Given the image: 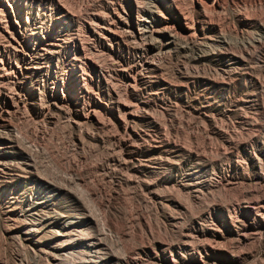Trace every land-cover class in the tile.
Segmentation results:
<instances>
[{"label": "rangeland", "instance_id": "obj_1", "mask_svg": "<svg viewBox=\"0 0 264 264\" xmlns=\"http://www.w3.org/2000/svg\"><path fill=\"white\" fill-rule=\"evenodd\" d=\"M86 1L0 0V41H2V44L0 42V59L2 58L0 60V91L8 92L7 95H13L16 91L17 94L30 92L33 94L32 101L34 103L27 108L28 113L23 112V109L18 110L12 117L14 120H10L14 122H10L11 127L14 126L8 132L5 130L4 133L6 135L12 130V134L16 136L18 147L20 144L30 142L32 145L26 143L27 145H20L19 148L24 153L28 151L25 154L31 157L33 155V161L37 160L34 161L35 166L31 174L17 169L12 173L8 187L5 190L0 189V264H40L41 261H43L41 264H45L44 258L32 253L27 247H23V250L22 247L14 243L16 229L6 230V227L11 224H19L24 215H26L24 219L28 220L27 214L31 210L37 214L36 218H39L40 225H44L42 227L39 225L40 233L34 238L38 239L40 245H48L52 240L54 241L57 232L72 222L77 225L79 230L82 229L79 231L81 236L84 235L83 238L80 236L82 239L92 238L96 244L97 255L92 254L94 257H89L90 260L86 257L88 261L94 260L96 264H125V262L126 264H264V38H262L264 36V0H200V4L192 3V0H184V2L183 0H174L176 3L173 0H156L158 15L155 17H152L148 12V0ZM96 1L97 3H95ZM146 1L148 2L146 3ZM202 1L209 7L202 5ZM139 2L141 3L139 4ZM142 3L145 4L144 7ZM88 5L89 7H87ZM176 5L178 7L181 5V9L186 10L183 12L180 8H176ZM205 9L207 10L205 11ZM91 12L96 13L93 15ZM159 13L162 15L160 16ZM102 14L108 18L103 17ZM186 15L189 16L185 17ZM170 16L178 18L182 24L187 22L184 25L191 30L194 29V24L199 25V30L195 31L197 36L193 34L186 39L187 41L184 40L178 44L175 43L176 41H164L161 49L156 50L158 41L143 38V29L148 25L157 26L160 21L162 22ZM119 18L122 19L119 20ZM125 18L128 20H124ZM111 20L115 24L111 23ZM90 25L93 28L98 26V29L104 31L103 44H99L96 37L88 30L91 28ZM101 25L102 27H100ZM131 27H138L137 30L132 29L133 34H131ZM126 29L129 30V33ZM40 31L42 32V41L49 40L47 34L50 33L54 36L53 39L60 40L63 48L67 46L65 54L54 55L52 59L42 55L41 60H36L39 54V43L35 40V36ZM114 31L119 32L115 33ZM65 32L66 34H64ZM76 33L80 35V38H78V34L76 36ZM3 36H6L5 40H3ZM132 36H135V39ZM82 41L85 43H81ZM252 42L253 44H251ZM125 43L127 44L125 45ZM181 43L183 44L181 45ZM253 50H256L255 53ZM96 52L101 55L99 60L97 54L96 57L94 55ZM102 55L105 58H111L105 59ZM242 56H245L244 60ZM140 59L142 62L139 61ZM149 59H152V64ZM112 61L115 62V65L111 63ZM135 61H138L143 69H140L136 81L132 83L130 81L135 76L133 69ZM105 62H107L106 65ZM34 66L41 67V71L36 72ZM112 67L114 68L112 69ZM81 73L84 74L83 77H81ZM60 81L64 84L65 99L75 106L80 114L87 108H94L95 114L99 112L98 115H95L91 121L83 123L82 127L81 125L76 127L68 115H64L56 109L48 113L44 122L39 115L36 116L35 114H38L36 113L37 105L45 108L49 100L45 88L51 90L54 83L61 84ZM108 81L109 83H107ZM84 84L87 85L84 86L87 88L83 87ZM106 84L108 85L106 86ZM12 86L13 88H11ZM107 93L111 95L108 96ZM121 93L122 95H119ZM122 96L124 98H121ZM118 98H121V102ZM42 103L43 105H41ZM128 104L131 105L128 106ZM137 107H140L139 110ZM125 108L131 111V115L124 114L123 109ZM258 110L261 111L258 112ZM25 113H27L26 117ZM22 114L23 116L20 117ZM28 115H31L30 120ZM98 118H100L99 121ZM56 121L60 123L57 122L56 125ZM103 121L106 122L103 123ZM124 122L127 123L126 129L121 126ZM15 123L22 124L19 127H23L25 130L18 129ZM68 124L70 125L67 128ZM35 125L37 127L46 126L38 140L31 136L34 131L32 128H36ZM115 127L117 128L114 129ZM55 135H58L57 137L63 141L58 140ZM47 136L50 137L49 141L44 140L46 138L48 140ZM81 138L82 143L79 141ZM44 141L49 145H46ZM34 144L36 145L34 146ZM37 144L45 145L39 147ZM109 144L112 146L109 147ZM28 146L30 151L26 149ZM31 146H34V150L36 149L35 155ZM71 148L73 150H70ZM82 154L84 155L81 156ZM74 156L76 159L78 158L77 161ZM15 162H21V160ZM80 165L82 166L80 167ZM18 167L23 166L19 164ZM89 167L90 169H88ZM115 167L116 169H114ZM128 177L130 181L126 180ZM137 177L139 180H136ZM69 178L70 181H68ZM143 178L148 183L143 181ZM38 179L40 180L38 181ZM49 179L51 180L49 181ZM47 180L48 184L51 183L49 188L54 190V193L49 194L51 204L48 208L50 209L37 207L35 204L38 203L39 198H42V195L35 194V192L36 190L41 192L45 182H48ZM73 185L77 187L75 189L72 187V191L70 187ZM66 186L69 187L66 188ZM77 188L78 190H76ZM98 188L99 191H97ZM58 189H62L59 195L56 191ZM67 189L70 191L67 192ZM85 197L87 201H85ZM77 198L80 201L76 200ZM81 198L84 199V202L81 201ZM85 202H88L86 204L89 207ZM121 211L125 215L121 214ZM5 214L11 216L12 214H22V217L21 220L12 222L14 219L5 218ZM100 214H103L102 217L105 220ZM93 215L98 217L96 220L100 219V221L96 222ZM119 215L121 216L119 217ZM124 217L126 219H123ZM86 231L88 236L85 237ZM92 232L96 234H90Z\"/></svg>", "mask_w": 264, "mask_h": 264}, {"label": "bare ground", "instance_id": "obj_2", "mask_svg": "<svg viewBox=\"0 0 264 264\" xmlns=\"http://www.w3.org/2000/svg\"><path fill=\"white\" fill-rule=\"evenodd\" d=\"M86 1V0H85ZM99 1V0H98ZM107 1V0H106ZM109 2H110V0H108ZM136 1V0H135ZM144 1V0H143ZM149 1V5H148V12H149V14L152 16V17H155V16H157L158 15V10H157V5H156V0H148ZM148 1H146V3L148 2ZM174 1V0H173ZM186 1V0H185ZM187 1H189V0H187ZM193 2L192 3H195V4H200V0H192ZM20 2V1H19ZM46 2V1H45ZM60 2H62V1H60ZM87 2V1H86ZM119 2V1H118ZM175 2V1H174ZM183 2H184V0H183ZM204 1H202V5H205V3H203ZM50 3V2H49ZM58 3H59V1H58ZM93 3V2H92ZM91 3V4H92ZM95 3H97V1L95 2ZM112 3V2H111ZM141 2H139V4H140ZM176 3V2H175ZM179 3V2H178ZM8 4V3H7ZM51 4V3H50ZM60 4V3H59ZM58 4V5H59ZM63 4L65 5V1L63 2ZM88 4V3H87ZM87 4H85V5H87ZM90 4V5H91ZM94 4V3H93ZM100 4V3H99ZM98 4V5H99ZM143 4V3H142ZM141 4V5H142ZM180 4V3H179ZM190 4V3H189ZM10 5V4H9ZM8 5V6H9ZM62 5V4H61ZM63 5V6H64ZM95 5V4H94ZM112 5V4H111ZM120 5V4H119ZM137 5V4H136ZM140 5V6H141ZM144 5L145 4H143V7H144ZM186 5H187V2H186ZM212 5V4H211ZM210 5V6H211ZM62 6V7H63ZM97 6V5H96ZM206 7H207V5H205ZM213 6V5H212ZM10 7V6H9ZM67 7V6H66ZM87 7H89V5L87 6ZM86 7V8H87ZM107 7V6H106ZM110 7H112V6H110ZM123 7V6H122ZM138 7V6H137ZM178 6L176 5V8H177ZM182 7H183V4H182ZM205 7V8H206ZM209 7V6H208ZM207 7V8H208ZM96 8V7H95ZM99 8H101V7H99ZM98 8V9H99ZM140 8V7H139ZM178 8H180L181 9V5H180V7H178ZM186 8V7H185ZM192 8H194V7H192ZM191 8V9H192ZM49 9V8H48ZM94 9V8H93ZM115 9V8H114ZM141 9V8H140ZM147 9V8H146ZM203 9H204V7H203ZM72 10V9H71ZM89 10V9H88ZM117 10V9H116ZM136 10L137 11H139L137 8H136ZM182 10V9H181ZM184 10H186V9H184ZM184 10H182L183 12H184ZM207 9H205V11H206ZM69 11V10H68ZM87 11V10H86ZM94 11V10H93ZM100 11H103V10H100ZM143 11V10H142ZM145 11V10H144ZM147 11V10H146ZM160 11V10H159ZM188 11V10H187ZM1 12V11H0ZM10 12V11H9ZM12 12V11H11ZM55 12V11H54ZM75 12V11H74ZM78 12V11H77ZM97 12V11H96ZM96 12H91L92 14L93 13H96ZM99 12V11H98ZM124 12V11H123ZM136 12V11H135ZM161 12V11H160ZM195 12V11H194ZM197 12V11H196ZM38 13V12H37ZM89 13V12H88ZM87 13V14H88ZM125 13V12H124ZM182 13V12H181ZM180 13V14H181ZM205 13V12H204ZM44 14V13H43ZM74 14V13H73ZM73 14H72V16H73ZM97 14H99V13H97ZM100 14H101V12H100ZM113 14H114V12H113ZM139 14V13H138ZM186 14V13H185ZM188 14V13H187ZM195 14V13H194ZM13 15V14H12ZM37 15V14H36ZM65 15V14H64ZM75 15V14H74ZM79 15V14H78ZM94 15V14H93ZM105 15V14H104ZM118 15V14H117ZM120 15V14H119ZM140 15V14H139ZM159 15H160V13H159ZM161 15H162V13H161ZM160 15V16H161ZM182 15V14H181ZM206 15V14H205ZM6 16V15H5ZM49 16V15H48ZM76 16V15H75ZM87 16V15H86ZM89 16V15H88ZM101 16V15H100ZM102 16H103V14H102ZM106 16V15H105ZM105 16H103V17H105ZM124 16V15H123ZM123 16H122V18H123ZM129 16V15H128ZM187 16H189V15H186L185 17H187ZM191 16V15H190ZM193 16H195V15H193ZM107 18H108V16H106ZM163 17H165V15H163ZM206 17V16H205ZM14 18V17H13ZM27 18V17H26ZM25 18V19H26ZM80 18V17H79ZM122 18H119V20L120 19H122ZM143 18V17H142ZM145 18V17H144ZM143 18V19H144ZM162 18V17H161ZM194 18V17H193ZM207 18V17H206ZM50 19V18H49ZM77 19V18H76ZM127 18H125L124 20H126ZM136 19V18H135ZM143 19H141V20H143ZM190 19H191V17H190ZM17 20V19H16ZM51 20V19H50ZM80 20H82V19H80ZM109 20V19H108ZM128 20V19H127ZM192 20V19H191ZM77 21H78V19H77ZM83 21V20H82ZM93 21V20H92ZM110 21V20H109ZM112 21V20H111ZM122 21V20H121ZM146 21V20H145ZM150 21V20H149ZM148 21V22H149ZM190 21V20H189ZM7 22V21H6ZM36 22V21H35ZM42 22V21H41ZM86 22V21H85ZM93 22H95V21H93ZM104 22V21H103ZM108 22V21H107ZM115 22V21H114ZM198 22V21H197ZM202 22V21H201ZM205 22V21H204ZM203 22V23H204ZM14 23H15V21H14ZM34 23V22H33ZM89 23V22H88ZM109 23V22H108ZM111 23H113V21L111 22ZM185 23H187V22H185ZM184 23V24H185ZM202 23V24H203ZM45 24V23H44ZM89 24H91V23H89ZM96 24V23H95ZM113 24H115V23H113ZM139 24V23H138ZM184 24H182L180 21H179V19L178 18H176V17H168V19H166V20H164V21H160L159 22V25H157V26H155V25H148V26H146L145 27V25H144V29H143V32H144V36H143V38H147V39H149L150 41L151 40H157L158 41V47L156 48L155 46H154V48H156V50L158 49V50H160L161 49V47L163 46V42L164 41H176L175 43L176 44H178L179 42H183L184 40H186L187 38H190L191 36H193V34L194 35H196L195 34V31H197V30H199L198 28H199V25H197V24H194V29H190V28H188L186 25H184ZM190 24V23H189ZM93 25H94V23H93ZM97 25V24H96ZM99 25V24H98ZM44 26V25H43ZM83 26V25H82ZM120 26V25H119ZM189 26V25H188ZM191 26V25H190ZM193 26V25H192ZM37 27V26H36ZM90 27L91 28H88V30L91 32V34L93 35V36H95L96 37V39H97V42L99 43V44H103L104 42V37L103 36H105V34H104V31L102 30V29H98V26H97V28H93L91 25H90ZM100 27H102V25L100 26ZM114 27V26H113ZM118 27V26H117ZM5 28V27H4ZM34 28V27H33ZM78 28H80V27H78ZM82 28V27H81ZM138 28V27H137ZM137 28H135V27H131V34H133V31H132V29L134 30H137ZM203 28V27H202ZM2 29V28H1ZM104 29H105V26H104ZM109 29V28H108ZM108 29H107V31H108ZM111 29V28H110ZM3 30V29H2ZM78 30V29H77ZM76 30V31H77ZM81 30V29H80ZM85 30V29H84ZM141 30V29H140ZM203 30V29H202ZM5 31V30H4ZM47 31V30H46ZM110 31V30H109ZM112 31V30H111ZM120 31H122V30H120ZM126 31H127V29H126ZM126 31H124V32H126ZM129 31V30H128ZM127 31V33H129ZM139 31V30H138ZM142 31V30H141ZM80 32V31H79ZM84 32V31H83ZM115 33L117 32H119V31H114ZM264 32V31H263ZM9 33V32H8ZM85 33V32H84ZM140 33V32H139ZM4 34V33H3ZM2 34V35H3ZM64 34H66V32L64 33ZM69 34V33H68ZM77 34L78 33H76V36H77ZM83 34V33H82ZM82 34H81V36H82ZM124 35H125V33H123ZM135 34V33H134ZM11 35V34H10ZM9 35V36H10ZM41 35H42V32L40 31V32H38L37 34H36V36H35V40L39 43V45H38V51H39V54L37 55V58H36V60H41L42 59V55H44L45 57H47L48 59H52L53 58V56L54 55H61V54H65V51L67 50V46H65V48H63V46L61 45V43H60V40L58 39V40H55V39H53V37L54 36H52L50 33H48L47 34V36L49 37V40H46V41H42L41 40ZM136 35V34H135ZM264 35V34H263ZM1 36V35H0ZM12 36V35H11ZM60 36V35H59ZM75 36V35H74ZM78 38H80V35L78 34ZM84 36H85V34H84ZM87 36V35H86ZM121 36H123V35H121ZM130 36V35H129ZM197 36V35H196ZM4 37H6V36H3V40H5L4 39ZM44 37V36H43ZM133 37V36H132ZM135 37V36H134ZM133 37V38H134ZM139 37V36H138ZM141 37H142V35H141ZM195 37V36H194ZM206 37V36H205ZM1 38V37H0ZM77 38V39H78ZM90 38V37H89ZM121 38V37H120ZM125 38V37H124ZM128 38V37H127ZM224 38V37H223ZM226 38V37H225ZM230 38V37H229ZM235 38V37H234ZM262 38H264V36L262 37ZM45 39V38H44ZM69 39V38H68ZM88 39V38H87ZM86 39V40H87ZM123 39V38H122ZM121 39V40H122ZM135 39V38H134ZM192 39V38H191ZM239 39V38H238ZM240 39H242L241 37H240ZM256 39H258V38H256ZM256 39H254L255 40V42H256ZM14 40H15V38H14ZM70 40V39H69ZM83 40V39H82ZM106 40V39H105ZM144 40V39H143ZM225 40V39H224ZM10 41V40H9ZM80 41H81V39H80ZM92 41V40H91ZM178 41V42H177ZM187 41V40H186ZM244 41V40H243ZM1 42V44H2V41H0ZM4 42V41H3ZM14 42V41H13ZM19 42V41H18ZM34 42V41H33ZM66 42V41H65ZM128 42V41H127ZM130 42V41H129ZM137 42V41H136ZM141 42V41H140ZM251 42V41H250ZM259 42H260V38H259ZM6 43V42H5ZM73 43V42H72ZM81 43H85L84 41H82ZM86 43H87V41H86ZM90 43H92V42H90ZM96 43V42H95ZM107 43V42H106ZM111 43V42H110ZM138 43H139V41H138ZM152 43V42H151ZM150 43V44H151ZM228 44H229V42H227ZM231 43V42H230ZM239 43V42H238ZM249 43V42H248ZM9 44V43H8ZM89 44V43H88ZM107 44H109V43H107ZM118 44V43H117ZM127 43H125V45H126ZM129 44V43H128ZM132 44V43H131ZM142 44H143V42H142ZM147 44V43H146ZM153 44V43H152ZM183 43H181V45H182ZM185 44V43H184ZM188 44V43H187ZM203 44V43H202ZM232 44V43H231ZM251 44H253V42L251 43ZM256 44V43H255ZM262 44V43H261ZM264 44V43H263ZM5 45V44H4ZM3 45V46H4ZM18 45V44H17ZM138 44H136V46H137ZM141 45V44H140ZM145 45V44H144ZM180 45V44H179ZM239 45V44H238ZM237 45V46H238ZM8 46V45H7ZM6 46V47H7ZM19 46V45H18ZM84 46V45H83ZM82 46V47H83ZM229 46V45H228ZM242 47H243V45H241ZM252 46V45H251ZM259 46H260V44H259ZM11 47V46H10ZM99 47V46H98ZM138 47V46H137ZM139 47H141V46H139ZM225 47V46H224ZM230 47V46H229ZM246 47V46H245ZM244 47V48H245ZM254 47V46H253ZM12 48V47H11ZM15 48V47H14ZM80 48H81V46H80ZM91 48V47H90ZM135 48V47H134ZM175 48V47H174ZM173 48V49H174ZM179 48V47H178ZM182 48V47H181ZM220 48H222V47H220ZM247 48V47H246ZM249 48H251V47H249ZM261 48V47H260ZM259 48V49H260ZM9 49V48H8ZM87 49H89V48H87ZM93 49H95V48H93ZM140 49V48H139ZM138 49V50H139ZM227 49V48H226ZM230 49H232V48H230ZM235 49V48H234ZM6 50V49H5ZM15 50V49H14ZM13 50V51H14ZM22 50V49H21ZM85 50V49H84ZM175 50V49H174ZM220 50H223V49H220ZM248 50V49H247ZM257 50H258V48H257ZM87 51V50H86ZM95 51H96V49H95ZM98 51H100V50H98ZM97 51V52H98ZM103 51V50H102ZM145 51H146V49H145ZM163 51H165V50H163ZM169 51H171V50H169ZM168 51V52H169ZM214 51V50H213ZM212 51V52H213ZM217 51V50H216ZM216 51H214V52H216ZM227 51H229V50H227ZM254 51V52H253ZM252 52L253 53H255V51L256 50H253ZM74 52V51H73ZM85 52V51H84ZM97 52L94 54L95 55V57H96V54H97ZM105 52V51H104ZM166 52H167V50H166ZM238 52V51H237ZM236 52V53H237ZM250 52V51H249ZM251 52V53H252ZM11 53V52H10ZM86 53V52H85ZM101 53V52H100ZM113 53V52H112ZM138 53V52H137ZM155 53V52H154ZM240 53V52H239ZM242 53V52H241ZM258 53H259V51H258ZM74 54V53H73ZM104 54V53H103ZM108 54V53H107ZM139 54V53H138ZM159 54V52L157 53V55ZM166 54V53H165ZM168 55H169V53H167ZM211 54V53H210ZM215 54V53H214ZM227 54V53H226ZM8 55V54H7ZM18 55V54H17ZM84 55V54H83ZM91 55H92V53H91ZM106 55V54H105ZM111 55V54H110ZM144 55V54H143ZM154 55V54H153ZM156 55V54H155ZM162 55H163V53H162ZM162 55H161V57H162ZM245 55V54H244ZM251 56H253L252 54H250ZM256 55V54H255ZM85 56H86V54H85ZM84 56V57H85ZM97 56L99 57L98 58V60L100 59V56L101 55H98L97 54ZM103 56V55H102ZM109 56V55H108ZM159 56V55H158ZM239 56V55H238ZM237 56V57H238ZM12 57H13V55H12ZM33 57V56H32ZM74 57V56H73ZM95 57H94V59H95ZM104 57V56H103ZM154 57V56H153ZM243 57V56H242ZM245 57V56H244ZM244 57H243V60H244ZM30 58V57H29ZM105 58V57H104ZM106 58H111V57H106ZM105 58V59H106ZM123 58V57H122ZM156 58H157V56H156ZM163 58H165V56H163ZM254 58V57H253ZM2 59V58H1ZM0 59V60H1ZM16 59V58H15ZM57 59V58H56ZM78 59V58H77ZM89 59H90V57H89ZM92 57H91V61H92ZM104 59V60H105ZM133 59V58H132ZM161 59V58H160ZM250 59V58H249ZM12 60V59H11ZM101 60H102V58H101ZM108 60V62H110L109 61V59H107ZM113 60V59H112ZM131 60V59H130ZM134 60V59H133ZM145 60V59H144ZM150 60V59H149ZM152 60V59H151ZM151 60H150V62H151ZM154 60V59H153ZM163 60H165V59H163ZM245 60H246V58H245ZM253 60V59H252ZM251 60V61H252ZM139 61H141V59L139 60ZM155 61H156V59H155ZM158 61H159V59H158ZM162 61V60H161ZM67 62V61H66ZM103 62V61H102ZM142 62V61H141ZM146 62V61H145ZM153 62V61H152ZM152 62H151V64H152ZM160 62V61H159ZM245 62V61H244ZM247 62H248V60H247ZM10 63V62H9ZM18 63V62H17ZM41 63V62H40ZM95 63L97 64V62H96V60H95ZM106 63L107 62H105L104 64L106 65ZM111 63H113V61L111 62ZM115 63V62H114ZM113 63V64H114ZM135 63V64H134ZM133 64V69H134V71H135V76L132 78L133 80L132 81H130V82H132V83H134L135 81H136V78H137V75H138V72L140 71V69L142 68L141 67V65H139L138 64V61H135ZM157 63V62H156ZM25 64V63H24ZM86 64V63H85ZM101 64H103V63H101ZM120 64H121V62H120ZM131 64V63H130ZM142 64V63H141ZM143 64H144V62H143ZM155 64V63H154ZM5 65V64H4ZM16 65V64H15ZM18 65V64H17ZM98 65L100 66V64L98 63ZM115 65V64H114ZM113 65V66H114ZM160 65V64H159ZM63 66V65H62ZM97 66V65H96ZM20 67V66H19ZM35 67V66H34ZM33 67V68H34ZM43 67V66H42ZM49 67V66H48ZM78 67H80L79 65H78ZM110 67V66H109ZM127 67H128V65H127ZM5 68V67H4ZM11 68V67H10ZM31 68V67H30ZM84 68V67H83ZM101 68V67H100ZM114 67H112V69H113ZM119 68V67H118ZM125 68V67H124ZM3 69V68H2ZM35 70H36V72H39V71H41V67H35L34 68ZM123 69V68H122ZM127 69V68H126ZM129 69V68H128ZM143 69V68H142ZM149 69V68H148ZM152 69H153V67H152ZM60 70V69H59ZM108 70V69H107ZM110 70V69H109ZM119 70V69H118ZM156 70V69H155ZM3 71H4V69H3ZM55 71V70H54ZM99 71H101V70H99ZM225 71V70H224ZM229 71V70H228ZM9 72V71H8ZM7 72V73H8ZM63 72V71H62ZM82 72H84V71H82ZM116 72V71H115ZM126 72V71H125ZM146 72V71H145ZM236 72V71H235ZM6 73V72H5ZM48 73V72H47ZM46 73V74H47ZM10 74H12V73H10ZM21 74V73H20ZM33 74V73H32ZM82 74V73H81ZM80 74V75H81ZM13 75V74H12ZM67 75V74H66ZM89 75V74H88ZM140 75V74H139ZM6 76V75H5ZM22 76V75H21ZM84 76V74H82V76L81 77H83ZM109 76V75H108ZM126 76V75H125ZM133 76V75H132ZM147 76H148V74H147ZM13 77V76H12ZM15 77H16V75H15ZM29 77V76H28ZM3 78V77H2ZM22 78V77H21ZM104 78V77H103ZM7 79V78H6ZM61 79V78H60ZM84 79V78H83ZM98 79V78H97ZM106 79V78H105ZM104 79V80H105ZM31 80V79H30ZM89 80H90V78H89ZM92 80V79H91ZM107 80V79H106ZM8 81V80H7ZM10 81V80H9ZM20 81V80H19ZM1 82V81H0ZM47 82V81H46ZM82 82V81H81ZM9 83V82H8ZM8 83H6V84H8ZM10 83H11V81H10ZM14 83V82H13ZM16 83V82H15ZM60 83H61V81H60ZM85 83V82H84ZM106 83V82H105ZM107 83H109V81L107 82ZM5 84V85H6ZM83 84V83H82ZM93 84V83H92ZM111 84V83H110ZM3 85V84H2ZM9 85V84H8ZM12 85V84H11ZM34 85V84H33ZM108 84H106V86H107ZM124 85V84H123ZM14 86V85H13ZM13 86L11 87V88H13ZM47 86V85H46ZM84 86H87V85H83V87ZM130 86V85H129ZM136 86H137V84H136ZM1 87V86H0ZM3 87H5V86H3ZM10 87V86H9ZM37 87H39V86H37ZM88 87H90V86H88ZM121 87H123V86H121ZM6 88H8V86L6 85ZM10 88V89H11ZM84 88H87V87H84ZM96 88H97V86H96ZM108 88V87H107ZM137 88V87H136ZM16 89V88H15ZM38 89V88H37ZM89 89V88H88ZM113 89V88H112ZM133 89V88H132ZM14 90V89H13ZM23 90V89H22ZM118 90V89H117ZM123 90V89H122ZM125 90H126V86H125ZM12 91V90H11ZM11 91H9V93H11ZM86 91V90H85ZM98 91V90H97ZM106 91H107V89H106ZM115 91V90H114ZM134 91V90H133ZM5 92V91H4ZM12 92H14V91H12ZM45 92L47 93L46 95H47V98L49 99L48 100V103H47V106L45 107V108H43V107H41L40 105H37L38 106V108L36 107V113H38V114H35L36 116L37 115H39L40 117H41V120L44 122V120L47 118V116H48V113L49 112H51V110H53V109H56V110H58V111H60V112H62V113H64V115H68V117L71 119V121H72V123L74 124V125H76V127H78V126H80L81 125V127H82V124L83 123H87V122H89V121H91L92 119H94V117H95V115H98V113L97 114H95V109L94 108H87L86 110H84V112H82V114H80L79 112H78V110H77V108L75 107V106H72L66 99H65V89H64V84L63 83H61V84H58V82H55L54 83V86H53V88L51 89V90H47V88H45ZM91 92V91H90ZM94 92V91H93ZM108 92V91H107ZM122 92V91H121ZM8 93V92H7ZM7 93H3V92H1L0 91V189L1 190H5L7 187H8V184L10 183V177H11V175H12V173L13 172H15L17 169H20L21 171H24L25 173H27V174H31V172H32V170L34 169V166H35V164H34V161H37V160H34L33 161V159H32V157H33V155H32V157L30 156V155H28V154H25V153H28V151L27 152H22L21 151V149L19 148L20 147V145H22V144H20L19 145V147L17 146V140H16V136H14L13 134H12V130H11V133H6V135H5V133H4V131L5 130H7L6 132H8L12 127H11V125H10V122H12V121H10L11 119H12V117H13V115L14 114H16V112H18V110H20V109H23V112H27L28 113V107L30 106L31 107V105H32V103H33V101H32V99H33V94L32 93H30V92H26V93H23V92H21V93H18L17 94V91L16 92H14L15 94H13V95H7ZM92 93V92H91ZM108 93H110V92H108ZM108 93H107V95H108ZM116 93H119V92H116ZM131 93V92H130ZM45 94V93H44ZM95 94V93H94ZM96 94H97V92H96ZM39 95V94H38ZM98 95V94H97ZM111 95V94H110ZM110 95H108V96H110ZM116 95V94H115ZM119 95H122V93L121 94H119ZM118 96V95H117ZM42 97V96H41ZM120 97V96H119ZM128 97V96H127ZM69 98H70V96H69ZM99 97H97V99H98ZM108 98V97H107ZM121 98H124L123 96L121 97ZM120 98V99H121ZM43 99V98H42ZM84 99V98H83ZM119 99V98H118ZM120 99H119V101H120ZM134 99V98H133ZM99 100V99H98ZM111 100V99H110ZM125 100V99H124ZM131 100V99H130ZM250 100V99H249ZM88 101V100H87ZM117 101V100H116ZM37 102V101H36ZM41 102V101H40ZM101 102V101H100ZM112 102V101H111ZM118 102V101H117ZM121 102V101H120ZM248 102V101H247ZM44 103H45V101H44ZM109 103V102H108ZM122 103H123V101H122ZM124 103H125V101H124ZM34 104V103H33ZM119 104V103H118ZM125 104H127V103H125ZM245 104V103H244ZM254 104V103H253ZM41 105H43V103L41 104ZM46 105V104H45ZM74 105V104H73ZM89 105V104H88ZM108 105V104H107ZM106 105V106H107ZM129 105H131V104H128V106ZM135 105H137V104H135ZM252 105V104H251ZM125 106V105H124ZM127 106V107H128ZM254 106V105H253ZM82 107V106H81ZM117 107V106H116ZM142 107V106H141ZM242 107V106H241ZM244 107V106H243ZM83 108V107H82ZM81 108V109H82ZM129 108V107H128ZM133 108V107H132ZM138 108V107H137ZM140 108V107H139ZM139 108H138V110H139ZM254 108V107H253ZM118 109V108H117ZM145 109V108H144ZM240 109H242V108H240ZM119 110V109H118ZM117 110V111H118ZM134 110V109H133ZM132 110V111H133ZM141 110V109H140ZM123 111H124V114L126 115V116H128V115H131V111H129V109H127V108H125V109H123ZM243 111V110H242ZM248 111H250V110H248ZM259 111H261V110H258V112ZM22 112V113H23ZM121 112V111H120ZM137 112V111H136ZM141 112V111H140ZM139 112V113H140ZM145 113H146V111H144ZM251 112H253V111H251ZM255 112V111H254ZM253 112V113H254ZM263 112V111H262ZM21 113V112H20ZM27 113H25L24 115H25V117H26V114ZM52 115L54 114V113H51ZM55 114H57V113H55ZM118 114H120V113H118ZM137 114V113H136ZM147 114H148V112H147ZM245 114V113H244ZM255 114H258V113H255ZM106 115V114H105ZM121 115V114H120ZM134 115V114H133ZM139 115V114H138ZM142 115H144V114H142ZM247 115H248V112H247ZM263 115V114H262ZM23 116V114L20 116V117H22ZM29 116V115H28ZM27 116V117H28ZM31 116V115H30ZM30 116H29V120H30ZM55 116V115H54ZM60 116V115H59ZM136 116V115H135ZM141 116V115H140ZM18 117V116H17ZM61 117V116H60ZM98 117V116H97ZM105 117V116H104ZM120 117V116H119ZM121 117H123V116H121ZM125 117V116H124ZM142 117V116H141ZM241 117H242V113H241ZM258 117L260 118V116L258 115ZM56 118H58V117H56ZM55 118V119H56ZM65 118V117H64ZM244 118V117H243ZM255 118V117H254ZM258 118V119H259ZM263 118V117H262ZM261 118V119H262ZM24 119V118H23ZM27 119V118H26ZM119 119H121V118H119ZM124 119V118H123ZM122 119V120H123ZM132 119V118H131ZM238 119V118H237ZM251 119V118H250ZM256 119V118H255ZM254 119V120H255ZM12 120H14V119H12ZM40 120V121H41ZM58 120H59V118H58ZM62 120V119H61ZM100 120V118H98V121ZM108 120H109V118H108ZM127 120H129V119H127ZM21 121V120H20ZM23 121V120H22ZM27 122H30V121H28V120H26ZM39 121V120H38ZM48 121V120H47ZM55 121V120H54ZM60 121V120H59ZM59 121H56L55 123H56V125H57V122H59ZM68 121V120H67ZM102 121V120H101ZM132 121V120H131ZM134 121V120H133ZM236 121H238V120H236ZM244 121V120H243ZM250 121V120H249ZM16 122H18L17 121V119H16ZM23 122H25V121H23ZM33 122V121H32ZM42 122V124H44ZM49 122V121H48ZM47 122V123H48ZM104 122H106V121H103V123ZM149 122V121H148ZM151 122V121H150ZM153 122H155V121H153ZM241 122V121H240ZM252 123L254 122V121H251ZM12 123H14V122H12ZM36 123H38V122H36ZM39 123H41V122H39ZM60 123V122H59ZM103 123H101V124H103ZM146 123V122H145ZM19 124V123H18ZM24 124V123H23ZM25 124H26V122H25ZM28 124V123H27ZM31 125H32V123H30ZM89 124V123H88ZM88 124H87V126H88ZM93 124V123H92ZM107 124H108V121H107ZM111 124V123H110ZM130 124V123H129ZM241 124V123H240ZM247 124V123H246ZM251 124V123H250ZM255 124V123H254ZM22 125V124H21ZM21 125H17L16 123H15V126H18V129H20V128H23V127H19V126H21ZM33 125H34V123H33ZM61 125V124H60ZM70 124H68V125H66V127L67 126H69ZM132 125V124H131ZM155 125V124H154ZM244 125V124H243ZM23 126H25L26 127V125H23ZM28 126V125H27ZM36 126V125H35ZM54 126H55V124H54ZM64 126H65V124H64ZM85 126H86V124H85ZM84 126V127H85ZM122 127H124V129H126V127H127V123L126 122H124L122 125H121ZM152 126V125H151ZM240 126V125H239ZM245 126V125H244ZM253 126V125H252ZM251 126V127H252ZM46 126H44V125H42V126H36V128H32V127H30V128H32V130L34 129V131L31 133V136H33L34 137V139L35 140H38V138L40 137L39 135H41L43 132H44V128H45ZM49 127V126H48ZM57 127V126H56ZM55 127V128H56ZM83 127V128H84ZM112 127V126H111ZM155 127V126H154ZM163 127V126H162ZM247 127V126H246ZM68 128V127H67ZM71 128V127H70ZM100 128V127H99ZM117 127H115L114 129H116ZM132 128V127H131ZM161 128V127H160ZM247 128H249V127H247ZM246 128V129H247ZM17 129V128H16ZM29 129V128H28ZM50 129H52V127H50ZM64 129V128H63ZM82 129V128H81ZM102 129H104V128H102ZM107 129V128H106ZM133 129V128H132ZM234 129H235V126H234ZM237 129V128H236ZM14 130H15V128H14ZM20 130H22V129H20ZM23 130H25L24 128H23ZM27 130V129H26ZM53 130H54V128H53ZM70 130V129H69ZM86 130V129H85ZM120 130V129H119ZM156 130V129H155ZM240 130V129H239ZM250 130V129H249ZM50 131V130H49ZM55 131H56V129H55ZM73 131V130H72ZM82 131H83V129H82ZM127 131V130H126ZM132 131V130H131ZM251 131V130H250ZM18 132H19V130H18ZM21 132V131H20ZM26 132V131H25ZM46 132H47V130H46ZM51 132V131H50ZM52 132H54V131H52ZM163 132H165V131H163ZM237 132H238V129H237ZM236 132V133H237ZM245 132V131H244ZM247 132V131H246ZM17 133V132H16ZM22 133H23V131H22ZM30 133V131L27 133V136H28V134ZM70 133H71V130H70ZM89 133V132H88ZM126 133V132H125ZM248 133V132H247ZM251 133V132H250ZM21 134V133H20ZM47 134V133H46ZM53 134V133H52ZM57 134V133H56ZM79 133L77 132V135H78ZM136 134H137V132H136ZM148 134V133H147ZM252 134V133H251ZM4 135V136H3ZM11 135H13V136H11ZM19 135V134H18ZM22 135H24V134H22ZM49 135V134H48ZM51 135V134H50ZM54 135V134H53ZM97 135V134H96ZM99 135V134H98ZM116 135H117V133H116ZM115 135V136H116ZM146 135V134H145ZM161 135H163V134H161ZM25 137H26V133H25V135H24ZM30 136V135H29ZM58 136V135H57ZM56 135H55V137H57ZM69 136H71V135H69ZM81 136V135H80ZM111 136H113V135H111ZM120 136H121V134H120ZM20 137V136H19ZM23 137V136H22ZM24 137V138H25ZM42 137V136H41ZM44 137V136H43ZM48 137V140H47V138L46 139H44V140H46V141H49V136H47ZM100 137V136H99ZM103 137H104V135H103ZM119 137V136H118ZM125 137V136H124ZM128 137V136H127ZM126 137V138H127ZM17 138H18V136H17ZM28 138V137H27ZM26 138V139H27ZM58 138V137H57ZM141 138V137H140ZM160 138V137H159ZM20 139V138H19ZM33 139V138H32ZM33 139V140H34ZM60 138H58V140H59ZM72 139V138H71ZM102 139V138H101ZM111 139V138H110ZM122 139H123V136H122ZM130 139V138H129ZM133 139V138H132ZM152 139H154V138H152ZM151 139V140H152ZM155 139H156V137H155ZM163 139V138H162ZM28 140V139H27ZM29 140H31L30 138H29ZM32 140V141H33ZM34 140V141H35ZM51 140V139H50ZM119 140V139H118ZM128 140V139H127ZM137 140V139H136ZM144 140V139H143ZM161 140V139H160ZM160 140H158V141H160ZM173 140V139H172ZM242 140V139H241ZM20 141H21V139H20ZM42 141V140H41ZM60 141H61V139H60ZM63 141V140H62ZM61 141V142H62ZM65 141V140H64ZM79 141H81V143H82V138H81V140H79ZM114 141V140H113ZM121 141H123V140H121ZM132 141V140H131ZM150 141V140H149ZM156 141V140H155ZM18 142H19V140H18ZM38 142V141H37ZM40 142V141H39ZM52 142V141H51ZM71 142V141H70ZM109 142V141H108ZM112 142V141H111ZM148 142V141H147ZM157 142V141H156ZM23 143V142H22ZM28 145H29V143L28 142H26ZM23 144L22 146H24V145H27V144ZM43 143V142H42ZM44 143H45V141H44ZM48 143V142H47ZM64 143V142H63ZM67 143H68V141H67ZM73 143V142H72ZM132 143V142H131ZM149 143V142H148ZM155 143V142H154ZM168 143V142H167ZM31 144V143H30ZM46 144V143H45ZM45 144H43V145H45ZM69 144V143H68ZM74 144V143H73ZM102 144H103V142H102ZM123 144V143H122ZM125 144V143H124ZM134 144V143H133ZM32 145V144H31ZM36 144H34V146H35ZM37 145H39V144H37ZM41 145V144H40ZM39 145V147H42V146H40ZM46 145H49V144H46ZM84 145V144H83ZM105 145V144H104ZM132 145V144H131ZM137 145V144H136ZM139 145V144H138ZM147 145V144H146ZM149 145V144H148ZM224 145V144H223ZM33 146V147H34ZM63 146H64V144H63ZM72 146V145H71ZM74 146V145H73ZM112 146V145H111ZM110 146V144H109V147H111ZM114 146H115V144H114ZM117 146H119V145H117ZM116 146V147H117ZM127 146V145H126ZM134 146V145H133ZM160 146V145H159ZM32 147V146H31ZM32 147V148H33ZM108 147V148H109ZM136 147H138V146H136ZM140 147V146H139ZM228 147V146H227ZM26 148V147H25ZM29 148V146L26 148V149H28ZM46 148H47V146H46ZM67 148V147H66ZM70 148V147H69ZM98 148V147H97ZM107 148V147H106ZM113 148V147H112ZM225 148V147H224ZM8 149H10V151H7ZM48 149H49V147H48ZM105 149V148H104ZM123 149V148H122ZM24 150V149H23ZM29 150V149H28ZM32 150V149H31ZM33 150H34V148H33ZM44 150V149H43ZM42 150V151H43ZM67 150H68V148H67ZM66 150V151H67ZM70 150H73V148H71ZM114 150V149H113ZM120 150V149H119ZM119 150H116V152L118 151L119 152ZM135 150V149H134ZM163 150H165V149H163ZM168 150H169V148H168ZM178 150V149H177ZM183 150V149H182ZM223 150V149H222ZM30 151V150H29ZM35 152H34V155H35V153H37L36 152V149L34 150ZM121 151V150H120ZM128 151V150H127ZM130 151V150H129ZM173 151V150H172ZM171 151V152H172ZM32 152V151H31ZM70 152V151H69ZM112 152H114V151H112ZM136 152V151H135ZM161 152V151H160ZM168 152V151H167ZM170 152V153H171ZM39 153V152H38ZM46 153V152H45ZM72 153H73V151H72ZM83 153V152H82ZM133 153V152H132ZM219 153V152H218ZM223 153V152H222ZM29 154H30V152H29ZM85 154V153H84ZM84 154H82L81 156H83ZM112 154H114V153H112ZM183 154V153H182ZM38 155V154H37ZM73 155V154H72ZM115 155H116V153H115ZM220 155V154H219ZM226 155V154H225ZM76 156V155H75ZM75 156H74V158H75ZM78 156V155H77ZM108 156V155H107ZM112 156V155H111ZM114 156V155H113ZM120 156V155H119ZM155 156V155H154ZM35 157V156H34ZM70 157H71V155H70ZM84 157H86V156H84ZM109 157V156H108ZM117 157V156H116ZM152 157V156H151ZM159 157V156H158ZM169 157V156H168ZM178 157V156H177ZM35 158H38V157H35ZM87 158V157H86ZM105 158V157H104ZM148 158V157H147ZM163 158V157H162ZM161 158V159H162ZM173 158V157H172ZM66 159V158H65ZM69 159V158H68ZM76 159V158H75ZM78 159V158H77ZM77 159H76V161H77ZM113 159V158H112ZM120 159H122V158H120ZM163 159H165V158H163ZM171 159V158H170ZM16 160H21V162H15ZM73 160V159H72ZM71 160V161H72ZM89 160V159H88ZM110 160V159H109ZM124 160V159H123ZM128 160V159H127ZM142 160V159H141ZM148 160V159H147ZM150 160V159H149ZM157 160V159H156ZM167 160V159H166ZM172 160V159H171ZM182 160V159H181ZM212 160V159H211ZM67 161V160H66ZM79 161V160H78ZM177 161V160H176ZM39 163H40V161H38ZM69 162V161H68ZM82 162V161H81ZM85 162H86V160H85ZM90 162V161H89ZM114 162V161H113ZM123 162V161H122ZM125 162V161H124ZM128 162V161H127ZM130 162V161H129ZM134 162V161H133ZM145 162V161H144ZM159 162V161H158ZM168 162H169V160H168ZM172 162V161H171ZM21 164L23 167H18L19 166V164ZM23 163V164H22ZM37 163V162H36ZM72 163V162H71ZM75 163V162H74ZM77 163V162H76ZM75 163V164H76ZM92 163V162H91ZM154 163H156V162H154ZM173 163V162H172ZM174 163H175V161H174ZM178 163V162H177ZM73 164V163H72ZM78 164V163H77ZM79 164H80V162H79ZM110 164V163H109ZM120 164V163H119ZM139 164V163H138ZM148 164V163H147ZM181 164V163H180ZM68 165V164H67ZM86 165V164H85ZM88 165V164H87ZM112 165H113V163H112ZM128 165V164H127ZM126 165V166H127ZM143 165H144V163H143ZM149 165V164H148ZM163 165V164H162ZM176 165V164H175ZM197 165V164H196ZM195 165V166H196ZM70 166V165H69ZM82 165H80V167H81ZM111 166V165H110ZM114 166H115V164H114ZM136 166V165H135ZM137 166H139V165H137ZM153 166V165H152ZM62 167H64V166H62ZM74 167V166H73ZM91 167V166H90ZM90 167L88 168V169H90ZM113 167V166H112ZM72 168V167H71ZM84 168H85V166H84ZM121 168V167H120ZM120 168H118V169H120ZM158 168V167H157ZM37 169V168H36ZM61 169V168H60ZM68 169V168H67ZM76 169H78V168H76ZM114 169H116V167L114 168ZM117 169V170H118ZM126 169V168H125ZM179 169V168H178ZM63 170H64V168H63ZM70 170V169H69ZM82 170V169H81ZM158 170V169H157ZM66 171V170H65ZM72 171V170H71ZM83 171V170H82ZM81 171V172H82ZM85 171H87L86 169H85ZM89 171V170H88ZM116 171V170H115ZM119 171V170H118ZM61 172H62V170H61ZM77 172V171H76ZM117 172V171H116ZM123 172V171H122ZM144 172V171H143ZM156 172V171H155ZM18 173V172H17ZM36 173H37V171H36ZM69 173V172H68ZM71 173V172H70ZM79 173V172H78ZM124 173H126L125 171H124ZM159 173V172H158ZM22 174V173H21ZM32 174H34V173H32ZM44 174V173H43ZM56 174V173H55ZM67 174V173H66ZM132 174H133V172H132ZM132 174H131V177H132ZM145 174V173H144ZM23 175V174H22ZM26 175V174H25ZM39 175V174H38ZM72 175V174H71ZM73 175H74V172H73ZM78 175V174H77ZM125 175H127V174H125ZM24 176V175H23ZM27 176V175H26ZM25 176V177H26ZM59 176V175H58ZM65 176H67V175H65ZM82 176V175H81ZM129 176V175H128ZM33 177V176H32ZM37 177H40V176H37ZM135 177H136V175H135ZM16 178V177H15ZM18 178V177H17ZM59 178V177H58ZM57 178V179H58ZM62 178H63V176H62ZM67 178H68V176H67ZM78 178V177H77ZM79 178H80V176H79ZM146 178V177H145ZM145 178H143V181L145 180ZM42 179V178H41ZM46 179H47V177H46ZM45 179V180H46ZM65 179V178H64ZM73 179V178H72ZM71 179V180H72ZM81 179H82V177H81ZM130 178L128 177V179H126V180H129ZM148 179V178H147ZM16 180V179H15ZM40 179H38V181H39ZM51 179H49V181H50ZM132 180V179H131ZM136 180H139L138 179V177H137V179ZM135 180V181H136ZM37 181V182H38ZM48 181V180H47ZM49 181L46 183L45 182V186H44V188H43V190L41 191V192H39L38 190H36V192H35V194H39L42 198H39L38 199V203H35L36 204V206L37 207H45V208H48V207H50V204H51V198H50V196H49V194L51 193V192H53L54 190L53 189H50L49 187H51V183L50 184H48L49 183ZM53 181V180H52ZM61 181V180H60ZM68 181H70V178L68 179ZM82 181H84V180H82ZM90 181V180H89ZM91 181H93V180H91ZM130 181V180H129ZM201 181V180H200ZM14 182V181H13ZM41 182V181H40ZM54 182V181H53ZM72 182H74V181H72ZM71 182V183H72ZM77 182V181H76ZM94 182V181H93ZM127 182V181H126ZM140 182V181H139ZM145 182H147L148 183V181H146L145 180ZM151 182H152V180H151ZM157 182V181H156ZM55 183V182H54ZM85 183V182H84ZM83 183V184H84ZM98 183V182H97ZM128 183V182H127ZM143 183V182H142ZM155 183V182H154ZM57 184V183H56ZM55 184V185H56ZM65 184V183H64ZM67 184V183H66ZM91 184H92V182H91ZM69 185H71V184H69ZM77 185V184H76ZM79 185V184H78ZM141 185V184H140ZM146 185V184H145ZM58 186V185H57ZM80 186V185H79ZM137 186H138V184H137ZM193 186V185H192ZM69 187V186H68ZM67 186H66V188H68ZM73 187V189H75V187H77V186H75V185H73V186H71L70 187V189ZM82 187V186H81ZM89 187V186H88ZM97 187V186H96ZM149 187V186H148ZM84 188V187H83ZM86 188V187H85ZM84 188V189H85ZM92 188H93V186H92ZM140 188H141V186H140ZM147 188V187H146ZM50 189V190H49ZM73 189H71L72 191H73ZM83 189V190H84ZM87 190L89 189V188H86ZM110 189V188H109ZM197 189V188H196ZM200 189V188H199ZM198 189V190H199ZM202 189V188H201ZM62 189H58V190H56L57 191V195H59V194H61V191ZM76 190H78V188L76 189ZM81 190V189H80ZM96 190V189H95ZM94 190V191H95ZM103 190H104V188H103ZM113 190V189H112ZM141 190V189H140ZM156 190V189H155ZM197 190V191H198ZM68 191H70V190H68L67 189V192ZM72 191H71V193H72ZM86 191V190H85ZM97 191H99V188H98V190ZM200 191H202V190H200ZM43 192H45L44 194H42ZM75 192V191H74ZM81 192H82V190H81ZM87 192V191H86ZM54 193V192H53ZM77 193V192H76ZM99 193V192H98ZM110 193V192H109ZM30 194V193H29ZM52 194V193H51ZM50 194V195H51ZM79 194V193H78ZM92 194V193H91ZM94 194V193H93ZM102 194V193H101ZM155 194V193H154ZM74 196H76L75 194H73ZM98 195V194H97ZM107 195V194H106ZM67 196H69L68 194H67ZM88 196V195H87ZM109 196V195H108ZM116 196V195H115ZM118 196V195H117ZM6 197V196H5ZM76 197H79V196H76ZM98 197V196H97ZM100 197H101V195H100ZM103 197V196H102ZM114 197V196H113ZM122 198H123V196H121ZM121 197H119V198H121ZM66 198V197H65ZM92 198V197H91ZM118 198V197H117ZM67 199V198H66ZM82 199V198H81ZM89 199V198H88ZM107 199H108V197H107ZM107 199H105V200H107ZM115 199V198H114ZM76 200H79L78 198L76 199ZM84 199H82L81 201H83ZM125 200V199H124ZM14 201V200H13ZM80 201V200H79ZM85 201H87V199H86V197H85ZM114 201V200H113ZM117 201V200H116ZM119 201V200H118ZM152 201V200H151ZM154 201V200H153ZM33 202V201H32ZM84 202V201H83ZM82 202V203H83ZM94 202V201H93ZM105 202V201H104ZM193 202H194V200H193ZM9 203V202H8ZM56 203V202H55ZM86 203H88V202H85V204ZM108 203V202H107ZM112 203V202H111ZM34 204V205H35ZM110 204V203H109ZM87 205V204H86ZM103 205V204H102ZM105 205H106V203H105ZM112 205V204H111ZM110 205V206H111ZM35 206V207H36ZM83 206V205H82ZM91 206V205H90ZM27 207H28V205H27ZM31 207V206H30ZM68 207V206H67ZM86 207V206H85ZM84 207V208H85ZM87 207H89L88 205H87ZM79 208V207H78ZM94 208V207H93ZM113 208V207H112ZM28 209V208H27ZM48 209H50V208H48ZM74 209V208H73ZM88 209V208H87ZM91 209V208H90ZM98 209V208H97ZM104 209V208H103ZM108 209V208H107ZM54 210V209H53ZM72 210V209H71ZM76 210V209H75ZM80 210H82V209H80ZM95 210V209H94ZM202 210V209H201ZM210 210V209H209ZM43 211V210H42ZM57 211V210H56ZM73 211V210H72ZM93 211V210H92ZM98 211V210H97ZM108 211V210H107ZM111 211V210H110ZM114 211V210H113ZM112 211V212H113ZM207 211V210H206ZM75 212V211H74ZM73 212V213H74ZM80 212V211H79ZM95 212V211H94ZM94 212H92L93 214H94ZM116 212V211H115ZM24 213V212H23ZM47 213V212H46ZM102 213V212H101ZM118 213H119V211H118ZM1 214V213H0ZM57 214V213H56ZM71 214V213H70ZM76 214V213H75ZM89 214H90V211H89ZM105 214V213H104ZM121 214H124V213H122V211H121ZM209 214V213H208ZM22 214H12V216L10 215V214H5L4 216H5V218H7V219H10V220H13L12 222H16L18 219L19 220H21L20 218L22 217L21 216ZM36 215L37 214H35L32 210H31V212L29 211V213L27 214V216H29L28 218V220H25L24 218H25V216L26 215H24V218H22V220L21 221H19V224H11L9 227L7 226V225H5V226H7L6 227V230H9V229H16L15 231H16V234H15V239H13L14 240V243L15 244H17L19 247H27V249H30L31 251H32V253H34V254H36L37 256H41V258H44V260H45V264H96V262H94V260L92 261H88L87 259H86V257L90 260L91 258H93L94 256H92V254H94V255H97V251H96V244L93 242V240H92V238H85V239H82L83 238V236L84 235H82L81 236V234L79 233V231L80 230H82V229H80L79 230V228L77 227V225H75V224H73L72 222L71 223H69V224H67L66 225V228H62L59 232H57V234H56V238H55V240L53 241H51L48 245H40V242L39 241H37V240H35L34 238L35 237H37L38 236V234L40 233L39 231V225H40V223H39V218L37 219L36 218ZM53 215V214H52ZM71 215H73V214H71ZM85 215V214H84ZM101 215V214H100ZM99 215V216H100ZM103 215V214H102ZM102 215H101V217H102ZM113 215V214H112ZM125 215V214H124ZM210 215V214H209ZM58 216V215H57ZM64 216V215H63ZM81 216V215H80ZM88 215L86 214V217H87ZM98 216V215H97ZM106 216V215H105ZM110 216H111V214H110ZM117 216H118V214H117ZM121 215H119V217H120ZM123 216V215H122ZM61 217V216H60ZM75 217V216H74ZM77 217H78V215H77ZM84 217V216H83ZM95 216L93 215V218H94ZM108 217V216H107ZM106 217V218H107ZM114 217V216H113ZM112 217V218H113ZM131 217V216H130ZM48 218H50L49 217V215H48ZM91 218V217H90ZM92 218V219H93ZM98 218V217H97ZM96 217H95V221L97 222V221H100V219L99 220H96L97 219ZM103 218V217H102ZM101 218V219H102ZM138 218V217H137ZM54 219V218H53ZM65 219V218H64ZM79 219V218H78ZM110 219V218H109ZM118 219V218H117ZM116 219V220H117ZM123 219H126L125 217L123 218ZM131 219V218H130ZM42 220V219H41ZM49 220V219H48ZM103 220H105L104 218H103ZM113 220V219H112ZM68 221H70V220H68ZM73 221V220H72ZM78 221V220H77ZM94 221V222H95ZM119 222H120V220H118ZM122 221H124V220H122ZM127 221V220H126ZM239 221V220H238ZM21 222V223H20ZM63 222V221H62ZM75 222V221H74ZM111 222V221H110ZM116 222V221H115ZM114 222V223H115ZM128 222V221H127ZM132 222V221H131ZM134 222V221H133ZM141 222V221H140ZM180 222V221H179ZM178 222V223H179ZM101 223V222H100ZM112 223V222H111ZM118 223V222H117ZM124 223H126V222H124ZM136 223H138V222H136ZM45 224V223H44ZM106 224V223H105ZM110 224V223H109ZM172 224H174V223H172ZM101 225V224H100ZM123 225V224H122ZM124 225H126V224H124ZM129 225V224H128ZM134 225V224H133ZM138 225V224H137ZM178 225V224H177ZM181 225V224H180ZM184 225V224H183ZM41 226V225H40ZM42 226H44V225H42ZM41 226V227H42ZM84 226V225H83ZM95 226H97V224L95 223ZM107 226V225H106ZM119 226V225H118ZM140 226V225H139ZM88 227H90V226H88ZM103 227V226H102ZM124 227V226H123ZM126 227V226H125ZM129 227V226H128ZM133 227V226H132ZM134 227H136V226H134ZM182 227V226H181ZM184 227V226H183ZM98 228V227H97ZM112 228H114V227H112ZM127 228V227H126ZM146 228V227H145ZM87 229H89V228H87ZM90 229H92V228H90ZM94 229V228H93ZM99 229V228H98ZM107 229V228H106ZM179 229V228H178ZM178 229H176V230H178ZM185 229V228H184ZM86 230V229H85ZM84 230V231H85ZM47 231V230H46ZM51 231V230H50ZM53 231V230H52ZM90 231V230H89ZM92 231H94V230H92ZM100 231V230H99ZM122 231V230H121ZM144 231V230H143ZM54 232V231H53ZM91 232V231H90ZM98 232V231H97ZM116 232V231H115ZM131 232V231H130ZM86 233H87V231L84 233L85 234V237L86 236H88V235H86ZM107 233V232H106ZM117 233H119V232H117ZM122 233V232H121ZM143 233H145V232H143ZM54 234V233H53ZM90 234H93V232L92 233H90ZM96 233H94L93 235H95ZM108 234V233H107ZM123 234H124V231H123ZM126 234V233H125ZM98 235H99V233H98ZM100 235H101V233H100ZM146 235V234H145ZM186 235V234H185ZM82 238H81V237ZM92 236V235H91ZM104 236V235H103ZM106 236H108V235H106ZM132 236V235H131ZM101 237H102V235H101ZM95 238V237H94ZM98 239V238H97ZM97 239L95 240L96 242H97ZM135 240V239H134ZM172 240V239H171ZM106 242V241H105ZM104 242V243H105ZM99 243V242H98ZM102 243V242H101ZM143 245V244H142ZM106 246H107V244H106ZM22 248H21V250H22ZM103 248H104V246H103ZM26 249V250H27ZM23 250H24V248H23ZM101 250V249H100ZM104 251H106V250H104ZM109 251V250H108ZM127 251V250H126ZM101 252V251H100ZM122 252V251H121ZM30 253V252H29ZM31 253V254H32ZM102 253V252H101ZM109 253V252H108ZM100 254V253H99ZM105 254V253H104ZM107 254V253H106ZM101 255V254H100ZM107 255H109V254H107ZM111 255V254H110ZM116 255V254H115ZM89 257H91V258H89ZM97 257V256H96ZM98 257H99V255H98ZM104 257V256H103ZM102 257V258H103ZM106 257V256H105ZM121 257V256H120ZM130 257V256H129ZM41 258H39V259H41ZM127 258V257H126ZM133 258V257H132ZM138 259H139V257H137ZM117 259V258H116ZM128 259V258H127ZM134 259V258H133ZM135 259H136V257H135ZM41 260H43V259H41ZM126 260V259H125ZM127 261V260H126ZM130 261V260H129ZM135 261V260H134ZM43 261H41V263H42ZM136 262V261H135ZM40 263V264H41ZM98 263V262H97ZM129 263V262H128ZM133 263V262H132ZM125 264H126V262H125Z\"/></svg>", "mask_w": 264, "mask_h": 264}]
</instances>
